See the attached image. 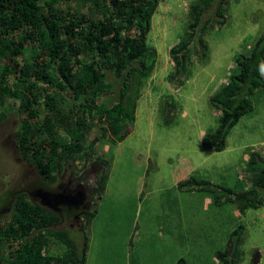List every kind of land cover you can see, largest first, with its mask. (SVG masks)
Wrapping results in <instances>:
<instances>
[{
    "label": "rangeland",
    "instance_id": "1",
    "mask_svg": "<svg viewBox=\"0 0 264 264\" xmlns=\"http://www.w3.org/2000/svg\"><path fill=\"white\" fill-rule=\"evenodd\" d=\"M197 1H161L148 35V44L158 52L157 67L135 100V121L127 124L126 136L109 134L96 147L108 163V180L90 220L85 264H178L181 259L185 264H222L217 252L224 251L241 228L239 264H264V205L241 213L233 203L214 204L215 194L224 201L251 189L252 158H264V63L259 72L263 83L248 87L244 96L253 111L232 128L225 149L215 152L202 144L220 125L219 110L211 99L239 72L236 58L249 57L264 38V0H227L220 16L216 8L221 0L216 2L203 18V24L206 19L211 22L203 36L206 52L199 47L181 86H171L169 50L185 37L189 8ZM199 37L200 32L196 42ZM168 100L173 110H167ZM18 126L16 115L0 125V221L11 217L20 195L39 203L38 190L61 194L71 182L69 190L76 184L93 190L104 172L99 161L88 160L85 168L63 162L57 182L46 184L19 155L14 141ZM189 178L208 184L214 192L183 191L178 185ZM83 221L69 219L54 229L71 231L81 245Z\"/></svg>",
    "mask_w": 264,
    "mask_h": 264
},
{
    "label": "trees",
    "instance_id": "2",
    "mask_svg": "<svg viewBox=\"0 0 264 264\" xmlns=\"http://www.w3.org/2000/svg\"><path fill=\"white\" fill-rule=\"evenodd\" d=\"M161 1L0 0V125L11 115L19 119L14 141L20 157L49 185L62 174L63 162L81 163L85 168L93 160L104 166L92 192L93 210L81 224V245L71 231L54 229L62 221L57 212L20 195L11 217L0 221V264H85L90 220L108 180V163L96 147L109 134L126 136L127 124L135 121V100L157 67L158 52L148 44V35ZM219 1L198 0L190 6L186 35L169 50L167 82L171 86H181L187 64L194 61L199 47L206 52L203 36L211 22L206 19L203 24V18ZM225 2L220 1L217 16ZM263 63L264 38L256 42L249 57L236 58L239 72L211 99L219 110L220 125L203 139L205 148L223 151L232 128L253 111L244 96L248 87L263 83L259 75ZM171 101L166 105L169 111L174 109ZM95 131L96 138L89 142ZM252 160L251 189L224 201L215 194V205L233 203L241 213L264 205L260 192L264 191V165H256L264 164V158L255 155ZM205 185L189 178L178 186L188 192H214ZM242 233L243 228L234 231L227 248L217 252L222 264L241 261Z\"/></svg>",
    "mask_w": 264,
    "mask_h": 264
},
{
    "label": "flooded vegetation",
    "instance_id": "3",
    "mask_svg": "<svg viewBox=\"0 0 264 264\" xmlns=\"http://www.w3.org/2000/svg\"><path fill=\"white\" fill-rule=\"evenodd\" d=\"M71 183L67 185L68 188L63 189L60 193L64 195L76 196L80 192H83V200L78 201V203H75L72 200H68V203L57 208L56 212L61 216L62 219L59 226L63 225L69 219H72L74 222H76V220L83 218L84 216L89 214V208L91 207V197L93 194V190L91 189L87 191L82 188L79 184H76L74 189L69 190ZM8 209L11 210L10 208Z\"/></svg>",
    "mask_w": 264,
    "mask_h": 264
},
{
    "label": "water",
    "instance_id": "4",
    "mask_svg": "<svg viewBox=\"0 0 264 264\" xmlns=\"http://www.w3.org/2000/svg\"><path fill=\"white\" fill-rule=\"evenodd\" d=\"M35 195L40 199L41 204L44 207H48L49 209L54 211H57L58 207H61L62 205L68 203V200H72L75 203L83 200V192H80L76 196H72L64 194H53L48 191L39 190Z\"/></svg>",
    "mask_w": 264,
    "mask_h": 264
},
{
    "label": "crops",
    "instance_id": "5",
    "mask_svg": "<svg viewBox=\"0 0 264 264\" xmlns=\"http://www.w3.org/2000/svg\"><path fill=\"white\" fill-rule=\"evenodd\" d=\"M89 212H90V211H89ZM86 216H87V215H86ZM86 216H84L83 218H85ZM83 218H81V219H83ZM81 230H82V229H81V225H80V230H79V232H80V234H81L80 236H81V239H82V237H83V235H82V234H83V233H82V231H81ZM178 263H179V262H178Z\"/></svg>",
    "mask_w": 264,
    "mask_h": 264
},
{
    "label": "clouds",
    "instance_id": "6",
    "mask_svg": "<svg viewBox=\"0 0 264 264\" xmlns=\"http://www.w3.org/2000/svg\"><path fill=\"white\" fill-rule=\"evenodd\" d=\"M40 190H43V189H40ZM38 191H39V190H38ZM38 191H37V192H38ZM44 191H48V192H50L49 190H46V189H45ZM37 192H36V193H37ZM36 193H35V194H36ZM51 193H52V192H51ZM53 194H55V193H53ZM37 198H38V197H37ZM39 201H40V199H39ZM39 203H41V201H40ZM53 211H54V210H53ZM55 212H56V211H55Z\"/></svg>",
    "mask_w": 264,
    "mask_h": 264
}]
</instances>
